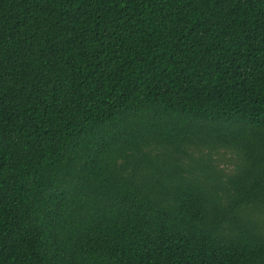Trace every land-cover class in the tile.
Wrapping results in <instances>:
<instances>
[{
  "label": "trees",
  "instance_id": "16d2710c",
  "mask_svg": "<svg viewBox=\"0 0 264 264\" xmlns=\"http://www.w3.org/2000/svg\"><path fill=\"white\" fill-rule=\"evenodd\" d=\"M0 264H264V0H0Z\"/></svg>",
  "mask_w": 264,
  "mask_h": 264
}]
</instances>
